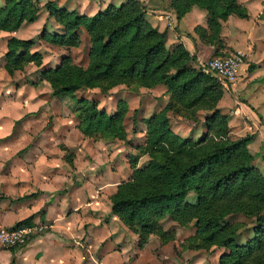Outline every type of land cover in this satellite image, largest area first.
I'll return each mask as SVG.
<instances>
[{
	"label": "trees",
	"instance_id": "obj_1",
	"mask_svg": "<svg viewBox=\"0 0 264 264\" xmlns=\"http://www.w3.org/2000/svg\"><path fill=\"white\" fill-rule=\"evenodd\" d=\"M193 5L206 12L207 27L197 24L193 30L207 43L220 41V20L230 14L247 16L237 0H170L174 23ZM44 6L63 27L61 33H43L50 43L78 47L81 29L86 31V66L73 62L66 53L55 67H42V53L30 49L34 41L11 36L3 66L9 75L33 63L40 68V79L48 83L51 96H74L75 91L88 88L107 93L122 84L131 91L165 88V105L142 119L145 133L139 156L145 154L149 159L137 166L138 156L130 157V176L110 195V212L137 235L138 247L151 235L158 236L162 244L174 238L161 224L167 216L182 227L195 222V231L185 239L183 249L221 247L227 251L219 255L218 264H264V174L252 165L248 144L253 134L229 137V116L217 106L223 83L205 72V64H199L195 53L182 43L168 49L167 31L151 25L140 0L108 4L92 16L58 8L51 0ZM39 8L37 0H4L0 31L13 32L23 22H33ZM74 103L72 113L83 136L106 142L128 140L124 118L129 107L124 99L117 101L111 113L99 108L95 100L74 97ZM200 110L206 111L207 128L201 136L183 137L170 127L168 112L193 121ZM62 149L66 151V146ZM72 156L69 153L64 158L72 164ZM189 193L194 194L193 200L188 199ZM237 212L256 217L253 236L243 244L236 242L238 225L225 221L226 215ZM32 219L30 215L9 228L31 226Z\"/></svg>",
	"mask_w": 264,
	"mask_h": 264
},
{
	"label": "rangeland",
	"instance_id": "obj_2",
	"mask_svg": "<svg viewBox=\"0 0 264 264\" xmlns=\"http://www.w3.org/2000/svg\"><path fill=\"white\" fill-rule=\"evenodd\" d=\"M237 2L246 10L247 16L241 18L236 14H230L227 19L220 20V41L212 44L199 40L202 46L198 47L197 55L196 53L195 55L199 64H205L215 56L228 55L236 49L242 51V76L238 77L234 84L222 85L223 93L217 106L221 112L229 116L230 138L253 134V139L248 144V149L253 155L252 165L264 174V110L261 109L264 107V0H237ZM37 3L40 7L38 17L31 23L32 25L23 28V34L34 41L31 51L38 50L42 52V55L44 54L42 67H49L58 63L61 57L59 51L63 49L45 44L50 42L43 38V33L54 31L48 25L49 17L47 18L44 2L37 0ZM168 5L164 6V11H160V14L170 15L166 17L169 21L168 26L175 30L174 13ZM193 7L200 9L203 14L199 16L197 24L207 27L205 10L196 5ZM144 9L146 13V7ZM81 38L80 45L65 49V54H70L73 62L86 66L89 41L84 30L81 32ZM6 42L7 38L0 36V162L2 163L0 166L2 171L17 163L12 174L21 177L22 170L31 173L33 154H36L33 158L36 165L44 163L45 155L46 159L51 161V167L54 170L52 177L56 173L64 176L65 171L67 169L69 171L68 180L60 185L63 192L71 190L77 193L78 190L75 191V187L83 186L87 180H94L98 183L93 185L99 192L97 194L101 196L99 204L101 210L107 209L108 197L115 191L117 182L121 178L122 180L128 178L131 174L130 157L138 156L137 166H142L149 159L145 154L139 156L145 133L142 119L159 111L165 105L167 96L162 94L164 87L153 90L138 88L136 91H131L122 84L112 93L110 91L102 93L98 88H88L75 91L74 96H51L47 82L44 80L46 84L40 83V68L33 63H28L22 71H16L13 75L7 74L3 67ZM175 44L167 46L168 49ZM74 97L95 100L99 108L105 109L108 113L116 109L120 97L125 98L129 107L124 118L128 140L115 139L106 142L83 136L77 130V121L72 113L75 107ZM205 113L206 111L200 110L196 113L198 119L193 121L174 112L167 114L170 127L174 132L183 137L197 138L207 130L203 120ZM64 146H67L66 151L62 149ZM32 147H38L41 151L32 152ZM69 153L73 155L72 164L64 158ZM22 160L28 165L27 168L21 167ZM116 172L121 178L116 176ZM98 174L101 178L95 180ZM105 183L107 184L104 186ZM81 191L88 192L87 188ZM3 194L0 191V199L4 197ZM77 195L80 193L78 192ZM188 199L193 200L194 194L189 193ZM101 213L98 218L104 233L97 238L100 242L93 237L89 240V244L97 248L92 246L90 252H85L87 249L85 247L83 251L87 260H90V256H94L95 259L90 260L93 262L99 257L102 258L105 242L109 239L116 240L119 252L123 249L125 252L121 256L122 261L121 257H115L106 264H218L219 255L227 251L226 248L215 246L209 249H183L185 239L195 231V222L192 221L189 225L182 227L167 216L161 220V224L166 231L174 233V238L162 244L158 236L151 235L143 247H138L137 235L113 215L110 208L108 214ZM261 214L264 224V210ZM255 218L241 212L225 216V221L238 225L237 243L243 244L253 236ZM84 225L86 230L91 229L90 223ZM0 229L7 228L0 227ZM100 236H104V239L100 240ZM84 239L85 237L81 241Z\"/></svg>",
	"mask_w": 264,
	"mask_h": 264
},
{
	"label": "crops",
	"instance_id": "obj_3",
	"mask_svg": "<svg viewBox=\"0 0 264 264\" xmlns=\"http://www.w3.org/2000/svg\"><path fill=\"white\" fill-rule=\"evenodd\" d=\"M0 1L1 6L4 3V0ZM40 1H42V3L44 2V6L46 1ZM51 1H54L58 8H63L68 11H75L79 15L92 16L96 12L104 10L108 4L120 5L126 0ZM140 1L146 7L147 12L145 13V18L151 23V25L160 32L163 30L167 31L166 46H170L175 43H182L189 49L191 53H196L197 55L196 50L202 45L199 44L200 41L198 39V36L194 32H192V30L194 26L199 22V16L203 15L200 9H198L197 7H193L177 23H174V25L177 24V29L174 30L173 27L168 26L169 21L166 17L170 15L167 14L166 16L160 14V11H164V6L168 5V2L170 0ZM39 11L37 13V17ZM48 17V25L50 29L57 33L63 32V27L59 23H57L47 11V18ZM33 22H35V20ZM31 23L32 22H23L21 26L13 32L0 31V36L6 37L7 39L11 36H15L20 39L32 40L31 38H27L23 34V28L25 26L32 25ZM82 30L84 29L82 28L81 31ZM45 44H49V46L54 48L63 49L59 51L60 56L65 54V49L67 50L68 48H73L54 45L50 43ZM236 50L240 51L239 49ZM59 62L60 60L58 61V63ZM58 63H56L55 65L53 64V66L51 65L49 67L53 68ZM242 66L243 65H241L239 77L242 76ZM40 83L46 84L44 80H41ZM118 86L119 85L113 87L110 90V93L114 92V90H117ZM160 87H162V85H158L150 89L141 87L140 90H153ZM164 90L165 88L163 89L162 94ZM119 99L125 98L120 97ZM263 108L264 107H261L262 110H264ZM29 110L30 109H28V111ZM68 147H70V145H68ZM34 151H41V149H39L38 147H32V152ZM42 154L45 153L42 152ZM42 154L41 156H43ZM35 156L36 154L32 155L31 173L27 172V170L25 172H23L22 170L21 177H16L12 174V170L16 167L17 163L9 166L5 171H2V166H0V191L4 193V197L0 199V227L9 228L19 220L33 215L31 225L43 223L44 228L36 235H33L31 239L22 246L10 249L0 247V264H106L111 258L121 257L125 251L123 249L119 252L117 250L116 240L113 239H109L105 242V248L102 252L101 259L99 257L95 262H93L90 261L91 259H95L93 255L90 256V260H87L86 254H84L85 252H90L89 250H92L93 245L90 246L89 240L95 237L96 241H98V236L104 233L102 230L103 227L100 226L98 217L102 214L101 212H103V214L109 213L110 196L108 197V203H106L107 209L102 211L101 205H99L101 202V196L97 194L99 192L93 185L94 183H97L94 180H87L86 184H83V186L74 188L75 191L78 190L77 193L79 192L80 195H77L76 192L74 193V191L72 192L71 190L63 192L60 185L68 180V169L67 171H65L64 167H62V170L66 172V175L61 176L56 173L55 176L52 177V175L54 174V170L51 167V161L46 159L47 156L44 155V163H41L40 165H36V162L33 161V158ZM1 164L2 163L0 162V165ZM27 166L28 165L26 164V162L22 160L21 167L27 168ZM116 176L118 178H121L117 172ZM99 177L101 178V176L98 174V176L94 179L99 180ZM122 179L123 178H121L119 182ZM119 182H117V184ZM106 184L107 183H105L104 186ZM86 188L88 192L81 191ZM114 189H116V186L114 187ZM31 193L33 195L28 196ZM41 209L44 211V213L40 215L39 210ZM88 223H90L91 229L86 230L84 224ZM104 236H100V240H102L101 238L104 239ZM84 237L85 239L81 241V239H83ZM85 247L87 248L86 251L84 250ZM120 260H123L122 257Z\"/></svg>",
	"mask_w": 264,
	"mask_h": 264
},
{
	"label": "built area",
	"instance_id": "obj_4",
	"mask_svg": "<svg viewBox=\"0 0 264 264\" xmlns=\"http://www.w3.org/2000/svg\"><path fill=\"white\" fill-rule=\"evenodd\" d=\"M243 53L235 50L228 55L215 56L204 65V71L216 76L225 86L234 84L240 75ZM42 224L0 229V247L14 248L24 245L33 235L42 231Z\"/></svg>",
	"mask_w": 264,
	"mask_h": 264
}]
</instances>
